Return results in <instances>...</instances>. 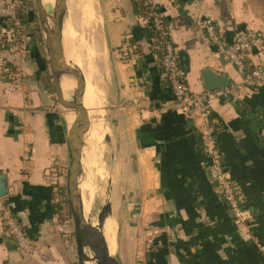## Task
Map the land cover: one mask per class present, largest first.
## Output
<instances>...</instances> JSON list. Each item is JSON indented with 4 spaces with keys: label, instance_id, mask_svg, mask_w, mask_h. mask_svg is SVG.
Segmentation results:
<instances>
[{
    "label": "crops",
    "instance_id": "obj_1",
    "mask_svg": "<svg viewBox=\"0 0 264 264\" xmlns=\"http://www.w3.org/2000/svg\"><path fill=\"white\" fill-rule=\"evenodd\" d=\"M25 2L32 8L33 0ZM154 3L177 54L185 55L189 89L207 91L205 69L231 82L225 96L212 100L211 109L225 167L246 198V221L235 222L212 185L192 122L175 110H164L173 95L161 76L151 29L137 0H103L114 145L124 170L115 217L122 242L120 261L264 264V87H244L236 68L210 44L203 28L212 19L226 44L236 31L264 30V0ZM28 19L16 31L0 18V40L12 41L0 45V179L6 180L5 197L35 251L23 258L0 218V264H78L74 230L57 220L51 180L57 177L65 184L66 112L54 94L38 19ZM251 59L264 66V51L256 50ZM132 235L140 251L134 263Z\"/></svg>",
    "mask_w": 264,
    "mask_h": 264
},
{
    "label": "built area",
    "instance_id": "obj_2",
    "mask_svg": "<svg viewBox=\"0 0 264 264\" xmlns=\"http://www.w3.org/2000/svg\"><path fill=\"white\" fill-rule=\"evenodd\" d=\"M24 1L0 0V18L8 20L14 28H19L21 26L20 10L26 14H29L30 10L29 2ZM142 1V6L148 11L149 16L146 22L151 31L157 32V37L161 41L163 49L161 76L169 84L173 95V100L164 106V110H175L192 122L200 136L201 150L208 160L209 179L235 222L243 224L246 221L244 210L246 198L241 187L225 167L224 156L217 138L218 124L212 118V100L225 96L228 90L217 89L194 93L189 89L186 69L180 64L160 9L155 5L154 0ZM203 28L210 44L215 46L217 52L236 68L244 87L253 90L264 87V66L251 70L248 63V59L256 50H264V30L236 31L232 42L226 44L221 31L212 19H207ZM0 218L4 229L14 239L22 257H32L35 251L33 241L14 212L12 203L5 196L0 198ZM70 225L69 219L66 226Z\"/></svg>",
    "mask_w": 264,
    "mask_h": 264
},
{
    "label": "rangeland",
    "instance_id": "obj_3",
    "mask_svg": "<svg viewBox=\"0 0 264 264\" xmlns=\"http://www.w3.org/2000/svg\"><path fill=\"white\" fill-rule=\"evenodd\" d=\"M54 10L59 8V1L52 0ZM71 1V3H70ZM67 0V18L64 24V29L68 34L70 46L73 43L70 41V28H74L79 36L80 49L72 46L74 55L77 56L79 62L87 69L92 64H95L101 74L100 83L95 80L87 79L86 90L88 91V117L96 132L95 141L92 143L85 139L83 148V173L81 175V189L83 190L84 211H88V219L90 222L98 224L99 214L104 206L110 201L112 203V227L108 234V246L110 253L119 256V244L121 245V236H119V225L115 220L119 212L117 208L118 193L121 190V175L124 170H121L118 162V152L114 145V110L111 108L113 98V79L108 56V38L106 34L107 24L105 22V9L103 0ZM25 2V1H24ZM76 4L75 5L73 3ZM81 2V3H80ZM70 4V5H69ZM86 9L82 16V8ZM72 8V9H71ZM30 18L38 19L35 5H32L29 11ZM70 15V16H69ZM34 23L37 24V21ZM80 50V51H79ZM90 62H92L90 64ZM85 63V64H84ZM90 64V65H89ZM89 80V81H88ZM99 135V136H98ZM99 137L100 140L97 138ZM108 137L110 143L107 142ZM89 143V144H88ZM64 189L65 184L63 183ZM66 193V191H65ZM114 206V209H113ZM71 229L73 226L71 224ZM132 240V262L138 260L140 252L136 237ZM89 256L92 253L87 249ZM78 260V257H77Z\"/></svg>",
    "mask_w": 264,
    "mask_h": 264
},
{
    "label": "water",
    "instance_id": "obj_4",
    "mask_svg": "<svg viewBox=\"0 0 264 264\" xmlns=\"http://www.w3.org/2000/svg\"><path fill=\"white\" fill-rule=\"evenodd\" d=\"M58 14L50 18L44 8L43 0H33L38 22L42 29L48 63L51 72L52 85L57 102L63 112L75 113L76 119L68 123V154L69 165L65 177V191L70 213V220L74 230L75 242L78 253V264H122L119 256L112 255L106 241L103 228L107 219L113 216L112 203L109 201L104 206L98 217L97 227H94L85 218L83 204V190L80 189L81 175L83 173V148L91 122L88 117L83 97L85 94V78L67 63L64 53L63 30L67 18V0H58ZM180 64L186 69L185 55L178 54ZM74 78L79 86L81 101H68L62 90V79ZM204 87L207 91L228 89L231 82L224 74L216 73L211 69L202 72ZM107 142L110 143L108 137ZM7 184L4 177L0 179V197L7 195ZM248 216V214H246ZM246 217V216H245ZM90 250L92 256L87 253Z\"/></svg>",
    "mask_w": 264,
    "mask_h": 264
},
{
    "label": "bare ground",
    "instance_id": "obj_5",
    "mask_svg": "<svg viewBox=\"0 0 264 264\" xmlns=\"http://www.w3.org/2000/svg\"><path fill=\"white\" fill-rule=\"evenodd\" d=\"M78 1H77V3L79 4ZM70 3H71V1H70ZM53 4L54 3H53L52 0H43L44 8L48 12L50 18H55L57 16V14H58V10L57 9L54 10V8L56 6L54 7ZM73 4L75 5V8H76V4L75 3H73ZM79 8H82L81 12H82V16H83L84 13L86 12V9L83 8V6L81 4H80ZM70 41L73 43L72 46H75L76 48L80 49L78 33L72 27L70 28ZM63 44H64L65 58H66L67 63H69V65L71 66V68H73L74 70L78 71V73L82 74V76L85 78V81L89 78L91 80L92 79L95 80L97 83H100L101 74L98 71V68L96 67V65L92 64L90 67L87 66V69H86L82 65L83 63L81 64L79 62L80 60H78L77 56L74 55V49L72 48V46H70L69 38H68V34L66 32V29L63 30ZM91 63L92 62H90V64ZM62 90H63L65 98L68 101H72V102L81 101L82 97H81L80 92H79V86H78L77 81L74 78L64 77L62 79ZM83 98H84L83 99L84 105H85V107H87L88 106V98H89V94H88L87 90H85V94H84ZM75 119H76L75 113L69 112V113L66 114V120H67L68 123L72 124ZM92 125L93 124H91L90 131L87 134L86 144H87V141L92 143L93 141H95V138H96L97 130L95 131L94 128H93L95 126L92 127ZM97 138L100 140L99 137H97ZM81 186H82V184L80 185V189H81ZM84 214H85L86 220L88 222H90V220L88 219V216H87L88 211H84ZM90 224H92L94 227H97V224L95 222H92V223L90 222ZM112 225H113L112 218L111 219L110 218L107 219L106 222L104 223L103 232H104L106 241L109 239L107 233L109 232V230L112 227Z\"/></svg>",
    "mask_w": 264,
    "mask_h": 264
},
{
    "label": "trees",
    "instance_id": "obj_6",
    "mask_svg": "<svg viewBox=\"0 0 264 264\" xmlns=\"http://www.w3.org/2000/svg\"><path fill=\"white\" fill-rule=\"evenodd\" d=\"M137 2H138V5H139V9H140L141 16L143 17L144 20H147L149 18L148 11L142 6L143 1L142 0L141 1L137 0ZM27 7H29L28 4H27ZM31 9L32 8H30L29 11H31ZM28 15H30V13L29 14H26V13H24L23 10H20V12H19V19H20V22H21L20 25H24L25 23L29 22V19H28L29 16ZM1 19H3V18H1ZM3 21H5L7 23H10L6 19H3ZM10 25H12V24L10 23ZM12 27H13V25H12ZM148 27L150 28V26H148ZM19 28H16L15 30L16 31H19ZM151 35H152L153 45L155 47V51H156V53H157V55L159 57V60L161 62L162 55H163V49H162L161 41L157 37V32L156 31H151ZM0 42H1L0 45H3V44H6V43L9 44L12 41H10V40L8 41V39L6 41V38L2 37L1 40H0ZM258 51L261 52V51H264V50L261 49V50H258ZM248 63H249V67H250L251 70L261 66V65H255V64H253L251 57H250V59H248ZM56 178L55 177H52L51 180L54 183L53 184V187H54V190H53V193H54L53 194V200H54V203L56 205L55 208H56L57 220H58L59 224L66 225V224H68V221L70 219L69 218L70 217V213H69V210H68L66 193H65L64 186H62V184ZM16 215H17V217L20 220V217L18 216L17 213H16ZM20 222H21V220H20ZM2 226H3V224H2Z\"/></svg>",
    "mask_w": 264,
    "mask_h": 264
}]
</instances>
